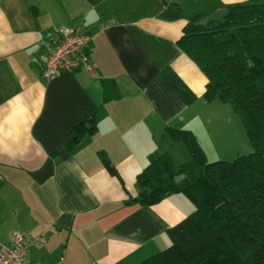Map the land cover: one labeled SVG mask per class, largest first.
I'll return each instance as SVG.
<instances>
[{
	"label": "crops",
	"instance_id": "1",
	"mask_svg": "<svg viewBox=\"0 0 264 264\" xmlns=\"http://www.w3.org/2000/svg\"><path fill=\"white\" fill-rule=\"evenodd\" d=\"M244 1L205 7L224 13ZM201 2L0 0V245L18 231L30 240L31 264H137L170 244L168 227L192 202L182 193L153 205L126 200L149 153L191 163L166 127L190 130L200 146L218 144L226 129L208 116L225 103L203 98L206 77L176 45L192 14L214 18ZM62 26L92 35L93 70L46 79L40 41ZM84 119L96 127L87 123L77 139Z\"/></svg>",
	"mask_w": 264,
	"mask_h": 264
},
{
	"label": "trees",
	"instance_id": "2",
	"mask_svg": "<svg viewBox=\"0 0 264 264\" xmlns=\"http://www.w3.org/2000/svg\"><path fill=\"white\" fill-rule=\"evenodd\" d=\"M176 45L206 77L203 98L229 103L238 114L252 151L207 161L190 130L166 127L196 171L187 162L176 165L167 152H151L126 203L153 205L182 193L194 209L168 227L167 247L137 264H264V0L227 4L220 18L192 14ZM87 123L95 129L93 119L82 120L74 126L77 139ZM98 155L117 175L106 154Z\"/></svg>",
	"mask_w": 264,
	"mask_h": 264
},
{
	"label": "built area",
	"instance_id": "3",
	"mask_svg": "<svg viewBox=\"0 0 264 264\" xmlns=\"http://www.w3.org/2000/svg\"><path fill=\"white\" fill-rule=\"evenodd\" d=\"M92 35L70 26H62L40 41L45 53L42 76L50 79L64 70L83 69L91 72L89 46ZM43 242L42 237L35 238ZM28 237L18 231L11 233L10 246L0 245V264H31L28 259Z\"/></svg>",
	"mask_w": 264,
	"mask_h": 264
},
{
	"label": "rangeland",
	"instance_id": "4",
	"mask_svg": "<svg viewBox=\"0 0 264 264\" xmlns=\"http://www.w3.org/2000/svg\"><path fill=\"white\" fill-rule=\"evenodd\" d=\"M200 1H202L199 5L201 7L200 9H202V13L208 14V16H212L214 18H220L222 16L223 12L219 9L218 6H215L216 9H210L205 7L208 3V0L206 2L205 0ZM208 116H211V118H213V116H216V121H220L222 124L225 122L226 126L224 127L226 129L224 132H222L221 138L217 140L218 144L214 143V145L211 142L208 143L206 140V144H204V146H201L207 161H231L237 155L248 154L252 151V147L248 141L241 120L229 103H225V107H220L219 105H216L215 108L208 112ZM177 144H179V146H182V148L186 150L182 143L178 142ZM190 160V166L193 168L194 171H196V166L193 163L191 157Z\"/></svg>",
	"mask_w": 264,
	"mask_h": 264
},
{
	"label": "water",
	"instance_id": "5",
	"mask_svg": "<svg viewBox=\"0 0 264 264\" xmlns=\"http://www.w3.org/2000/svg\"><path fill=\"white\" fill-rule=\"evenodd\" d=\"M87 127H88V126H87ZM74 137H75V134H72V138H74ZM179 179H180L179 176H176V177H175V180H176V181H178Z\"/></svg>",
	"mask_w": 264,
	"mask_h": 264
}]
</instances>
